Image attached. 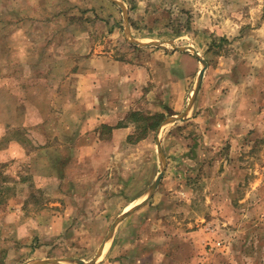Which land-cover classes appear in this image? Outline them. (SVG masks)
<instances>
[{"label": "rangeland", "instance_id": "1", "mask_svg": "<svg viewBox=\"0 0 264 264\" xmlns=\"http://www.w3.org/2000/svg\"><path fill=\"white\" fill-rule=\"evenodd\" d=\"M33 1L19 4L28 17L40 13ZM116 1L122 7L109 0H46L69 44L85 34L101 44L96 52L112 49L118 58L144 48L126 38L125 9L134 40L162 44L146 48L163 53L191 55L176 48H193L207 68L187 120L159 136L165 168L154 195L116 227L97 264H264V0ZM21 31L15 37L20 46L28 43ZM2 32L7 28L0 42ZM25 50L19 49L21 57ZM66 77L40 75L27 62L14 69L0 63V264L90 262L124 205L144 195L160 173L156 130L136 144L118 137L85 173L69 169L84 176L77 186L86 195L75 206L60 193L62 180L48 175L52 160L34 140L49 138L53 150L62 151L54 137L70 114L61 106L67 98L77 101V81ZM196 78L189 95L179 96L182 104L147 103L139 111L147 110L159 126L178 116ZM169 92V100L178 98ZM74 208L82 221L61 222Z\"/></svg>", "mask_w": 264, "mask_h": 264}, {"label": "crops", "instance_id": "2", "mask_svg": "<svg viewBox=\"0 0 264 264\" xmlns=\"http://www.w3.org/2000/svg\"><path fill=\"white\" fill-rule=\"evenodd\" d=\"M20 1L0 0V32L7 28V34L2 32L0 63L4 66L12 65L14 69L15 65L27 62L33 64L40 75L50 72V75H62V77L64 75L67 76L65 79L72 77L77 81L76 85H73L75 88L73 94L75 99L77 97V101L74 100L78 104L73 100H67L68 98L64 101L61 108L70 116L64 121L66 125L59 128L57 136L59 139L54 137L56 143L61 145L62 151L60 153L54 151L49 138L44 142L40 139L34 140L38 148L46 149V158L52 160L53 166L49 167L48 175L62 180L60 193L70 197L72 205L75 206L73 201L82 199L86 195L84 189L82 191V188L77 186V182L83 179L85 166H92L93 161L97 159L95 156L97 152L107 150V144L114 141L117 143L118 137L124 144L148 141L149 134L140 140H134L136 123L128 119V114L140 112L147 116V110L139 111L142 105L147 103H152V106L156 105L157 108L166 104L169 106L182 104L184 99L179 96L184 94L183 98H185L191 91V82L198 72L197 59L189 54L150 51L146 47L135 48L132 54L120 55L118 58L113 54L112 49L108 52H96L95 46L101 44L94 39L90 40L85 34L80 37L79 34L73 36L69 44V37L67 35L65 38L62 37L66 34L63 30L65 27L55 24L56 18L53 14L56 11L52 13L47 11L46 0H34L33 8L39 7L40 13L29 17L21 11ZM57 7L56 10L59 9ZM28 9L32 10L31 7L25 8ZM59 10V19H63L62 9ZM21 29H24L21 32L26 35L28 43L20 46L15 37L17 31ZM19 49H26L27 54L21 57L22 50ZM71 64L70 69L62 71L63 65L68 68ZM9 75L17 74L13 72ZM169 90L173 93V97L177 95L178 98L169 100V96H172ZM198 97L197 94L196 98ZM157 110L158 113L162 112ZM169 110L177 111L180 108L169 107ZM133 126L134 133L131 132ZM45 134L47 135V131ZM128 137L133 140L128 142ZM54 139L51 141L53 142ZM73 167L82 173L67 174ZM56 192L58 193L57 190ZM142 196L141 192L130 199L121 213ZM76 206L78 208L80 205L76 204ZM70 213L68 211V215L61 219V222L70 224L82 221L80 216L83 214L79 209L76 211L74 208V215H71V218ZM133 214L127 218H132Z\"/></svg>", "mask_w": 264, "mask_h": 264}, {"label": "water", "instance_id": "3", "mask_svg": "<svg viewBox=\"0 0 264 264\" xmlns=\"http://www.w3.org/2000/svg\"><path fill=\"white\" fill-rule=\"evenodd\" d=\"M110 2L118 5L119 7H122V5H120V3H118L116 0H109ZM123 9V8H122ZM123 16H124V20L126 21V26H125V33H126V38L128 39V41L133 45V46H139V47H150V46H156V47H162V44H149V43H139L138 41L134 40L131 36H130V32H129V28L127 25V13L126 10L123 9L122 10ZM176 51L179 52H187V53H191V55L193 57H195L198 62L201 65V68L197 74V78L195 81V85L194 88L192 89V93L190 98H188V103L186 105V109L179 114L178 116H171L168 118H165L160 126L157 128L156 133H155V144H156V149H157V153H158V157H159V161H160V173L156 176V178L154 179L152 185L150 186V188L146 191V193L142 196L141 201L136 204L133 205V207H131L130 209H128L127 211H124L123 213H121L113 222L111 228L109 229L106 237L104 238L102 244L99 246V248L96 251L95 256L93 257V259L90 262H84L81 261L79 259H75V258H61V259H46V260H34L25 264H97L102 256L104 255V250L106 248V245L109 244L114 236L115 233V229L116 227L123 222L127 217H129L130 215H132L133 213H135L136 211H138L139 209H141L143 206H145L150 199L152 198V196L154 195L161 177H162V173L164 171L165 168V163H164V157H163V153H162V149L160 147V140H159V136H160V131L162 128L166 127V126H172L175 125L177 123H181L187 120L188 118V114L191 111V109L193 108L195 99L197 97L198 91L200 89L203 77H204V73L206 71V63L203 59H201L198 54L195 52V50L193 48H176Z\"/></svg>", "mask_w": 264, "mask_h": 264}, {"label": "trees", "instance_id": "4", "mask_svg": "<svg viewBox=\"0 0 264 264\" xmlns=\"http://www.w3.org/2000/svg\"><path fill=\"white\" fill-rule=\"evenodd\" d=\"M128 119H130L132 122L138 123L136 130L139 132L136 140L146 137L150 131H155L159 125V121L156 123L155 116H143L138 112L129 113ZM128 142H131V137H128ZM0 253H2V251H0Z\"/></svg>", "mask_w": 264, "mask_h": 264}, {"label": "bare ground", "instance_id": "5", "mask_svg": "<svg viewBox=\"0 0 264 264\" xmlns=\"http://www.w3.org/2000/svg\"><path fill=\"white\" fill-rule=\"evenodd\" d=\"M142 199H143V198H142ZM137 204H138V203H137ZM135 205H136V204H135ZM129 209H130V208H129ZM127 210H128V209H127ZM127 210H126V211H127Z\"/></svg>", "mask_w": 264, "mask_h": 264}]
</instances>
